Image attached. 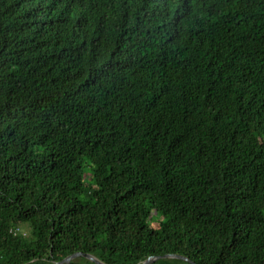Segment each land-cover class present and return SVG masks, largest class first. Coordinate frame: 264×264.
I'll list each match as a JSON object with an SVG mask.
<instances>
[{
  "label": "trees",
  "instance_id": "1",
  "mask_svg": "<svg viewBox=\"0 0 264 264\" xmlns=\"http://www.w3.org/2000/svg\"><path fill=\"white\" fill-rule=\"evenodd\" d=\"M78 251L264 264V0H0V264Z\"/></svg>",
  "mask_w": 264,
  "mask_h": 264
},
{
  "label": "water",
  "instance_id": "2",
  "mask_svg": "<svg viewBox=\"0 0 264 264\" xmlns=\"http://www.w3.org/2000/svg\"><path fill=\"white\" fill-rule=\"evenodd\" d=\"M77 257H83V258L93 262L94 264H106L105 262L101 261L96 256H94L90 253H82L79 251L67 255L62 260L57 261V262H53V264H69L73 259H75ZM160 258H177V259H182L184 261L190 262L191 264H195L192 261H190L189 259H187L185 256H182L179 254H174V253H166V254H163L162 256H159V255L148 256L145 260H143L142 262H139L137 264H151Z\"/></svg>",
  "mask_w": 264,
  "mask_h": 264
},
{
  "label": "rangeland",
  "instance_id": "3",
  "mask_svg": "<svg viewBox=\"0 0 264 264\" xmlns=\"http://www.w3.org/2000/svg\"><path fill=\"white\" fill-rule=\"evenodd\" d=\"M88 177H89L88 169L85 168V169H84V173H83V178L86 179V180H88ZM152 224H153L154 226H156V223H152ZM22 230H23V232H24L25 234H27V233H28L27 225H24L23 228H22Z\"/></svg>",
  "mask_w": 264,
  "mask_h": 264
}]
</instances>
